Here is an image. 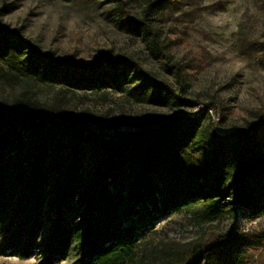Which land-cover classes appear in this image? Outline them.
<instances>
[{"label":"trees","instance_id":"trees-1","mask_svg":"<svg viewBox=\"0 0 264 264\" xmlns=\"http://www.w3.org/2000/svg\"><path fill=\"white\" fill-rule=\"evenodd\" d=\"M113 1L181 84L183 67L169 62L152 17L193 0H147L140 16ZM251 45L264 69V42ZM0 84L13 90L0 98V256L34 257L33 264H250L249 252L264 248V234L236 227L186 243L156 230L185 210L202 222L230 210L264 216V113L221 134L182 112L190 101L134 58L88 64L43 53L1 20ZM39 86L54 95L40 98ZM107 89L175 112L130 126L64 107V93ZM91 175L98 176L88 184Z\"/></svg>","mask_w":264,"mask_h":264},{"label":"rangeland","instance_id":"rangeland-1","mask_svg":"<svg viewBox=\"0 0 264 264\" xmlns=\"http://www.w3.org/2000/svg\"><path fill=\"white\" fill-rule=\"evenodd\" d=\"M146 1L121 0L134 16L141 15ZM117 5L113 0H0V10H4L0 20L9 30L19 29L43 53L72 56L88 64L134 58L190 101L182 112L206 118L221 134L246 128L255 114L264 113V69L257 63V47L251 45L264 42V0L182 1L152 17L167 44L169 62L183 67L181 84L151 56L147 43L122 22ZM54 93L37 89L40 98L49 99ZM12 94V88L0 84V98ZM64 98L67 110L86 112L110 124L121 121L134 126L146 119L165 120L175 112L134 103L110 89L104 95L76 90L64 93ZM97 176L91 175L88 184ZM245 216L230 210L220 220L202 222L193 211L185 210L157 223L156 230L161 238L176 243L189 242L201 232L227 233L231 227L247 235L264 234V216ZM249 253L253 256L250 264H264V248ZM35 262L34 257L0 256V264Z\"/></svg>","mask_w":264,"mask_h":264}]
</instances>
